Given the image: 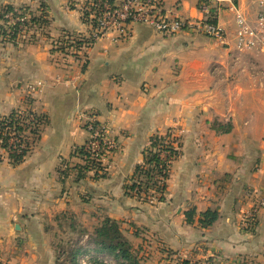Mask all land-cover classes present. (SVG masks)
Listing matches in <instances>:
<instances>
[{
  "label": "crops",
  "instance_id": "crops-1",
  "mask_svg": "<svg viewBox=\"0 0 264 264\" xmlns=\"http://www.w3.org/2000/svg\"><path fill=\"white\" fill-rule=\"evenodd\" d=\"M157 1L173 17L201 18L198 0ZM205 1L224 44L131 24L117 42L105 37L73 49L89 34L84 0H0V9L39 19L28 39L0 37V117L30 111L42 119L37 136L23 133L29 152L21 163L0 151V264H44L46 223L68 217L144 230L156 254L165 249L180 263L264 264V43L235 51V13L223 0ZM235 7L254 22L255 0H235ZM88 116L118 146L102 179L80 175L76 149L88 140ZM167 132L179 153L164 200L149 205L124 189L151 137ZM259 205L247 226L246 214ZM207 210L218 218L204 229L198 219Z\"/></svg>",
  "mask_w": 264,
  "mask_h": 264
},
{
  "label": "built area",
  "instance_id": "built-area-1",
  "mask_svg": "<svg viewBox=\"0 0 264 264\" xmlns=\"http://www.w3.org/2000/svg\"><path fill=\"white\" fill-rule=\"evenodd\" d=\"M228 8L235 13L234 22L236 31L234 35V50L237 52H248L263 46L264 43V0H255L258 10L253 23L236 10L235 0H223ZM215 8H211L205 2L199 6L200 19H184L173 17L163 11L157 0H84L80 12L84 22L89 26V34L81 42L88 47L95 41L109 37L111 42H117L121 37H127L128 27L131 24L144 25L163 37H173L179 33H191L203 35L213 39L219 44L225 43L220 28L217 24L209 22L210 15L215 14ZM5 27L17 26L21 35L25 32L24 23L30 19L28 14L19 11L6 13L4 15ZM36 84L29 87L34 91ZM22 113V112H21ZM24 113L21 114L23 116ZM26 116V122L33 120L32 115ZM85 131L88 140L83 145V151L89 155L95 165L104 167L103 163L108 155L117 150L118 146L113 137L110 136L108 128L97 122L94 117L88 116L85 120ZM172 138L160 141L157 151L160 160L162 175L169 174L172 161L167 159V153L163 149L169 145ZM26 149L24 134L12 128H7L0 138V151L5 155H19ZM161 179V178H160ZM147 204H156V199L150 194L147 196ZM254 208L246 214L245 224H253L259 208Z\"/></svg>",
  "mask_w": 264,
  "mask_h": 264
},
{
  "label": "trees",
  "instance_id": "trees-1",
  "mask_svg": "<svg viewBox=\"0 0 264 264\" xmlns=\"http://www.w3.org/2000/svg\"><path fill=\"white\" fill-rule=\"evenodd\" d=\"M199 3H205V0H198ZM14 10L19 11L21 14H25L23 9H14L11 6H4L0 9V37L1 39H5L10 42L16 41L20 35L21 31L18 30V27L6 28L4 15L9 12H13ZM39 19L36 17H30L28 22L24 23L23 28L28 31V27H33L34 24H37ZM209 22L212 24H216L215 14L210 15ZM82 43V42H81ZM77 45V49L80 48V43H75ZM23 113V112H22ZM20 111H13L9 115L0 117V138L2 133L7 128H14L17 131L22 133L28 132V135L32 138L39 134V126L42 122L41 117L35 116L30 111L25 112L26 114H22ZM24 115H32L33 120L31 122H26V116ZM171 133L167 132L163 135H155L151 137L149 142L148 149L144 152L143 162L141 165L137 166L134 171V175L131 179V182L127 187H125V193L142 202L147 203V196L150 194L156 199V203L162 202L164 200V192L166 190V181L168 179L169 174L162 175V171L160 166L163 162L160 160L157 146L160 141L164 139H170ZM87 142V141H86ZM26 149L22 150L19 155H8V159L11 164L16 165L21 163L24 158L27 156L28 142L25 140ZM167 153V159L173 161L178 156L179 143L177 138H172L169 145L163 149ZM76 153L84 162L80 165V175L84 173L92 172L93 179H102L107 176V173L104 167H100V165H95L93 161L90 160L89 155H87L83 151V146L76 149ZM161 178V179H160ZM195 215V211H189L185 213V222L187 224L193 223V218ZM218 218V214L214 211L207 210L199 215L198 224L201 228L210 227ZM72 229H75L73 224L70 225ZM94 241L99 248V251H104L115 259H118L122 262H127L128 264H137L134 262L131 254V245L128 240L124 238L122 232L120 231L117 223L110 219H104L102 223L94 230ZM79 254L78 251H73L71 253V264H77L76 256ZM180 264H187L186 262H182Z\"/></svg>",
  "mask_w": 264,
  "mask_h": 264
},
{
  "label": "rangeland",
  "instance_id": "rangeland-1",
  "mask_svg": "<svg viewBox=\"0 0 264 264\" xmlns=\"http://www.w3.org/2000/svg\"><path fill=\"white\" fill-rule=\"evenodd\" d=\"M28 31L20 35V37L30 38V33L33 28L28 27ZM84 39H86L84 37ZM73 49H77L74 45ZM84 50V49H82ZM102 223V221L94 224H83L76 220H71L70 217L66 221L61 220L53 223H46V233L48 245L51 252L47 255V260L51 264H71L70 258L73 251H78L76 256L77 264H128L115 259L110 254L99 251L98 246L94 241V230ZM73 224L75 229L70 225ZM122 235L131 243V254L137 264H179L178 258L174 254L163 249V253L156 254L154 244H151V238H147V233L144 230L129 225L121 226ZM132 232V233H131ZM137 238V239H136ZM27 258L28 254H24ZM163 257V258H162ZM47 260L44 264H47Z\"/></svg>",
  "mask_w": 264,
  "mask_h": 264
}]
</instances>
